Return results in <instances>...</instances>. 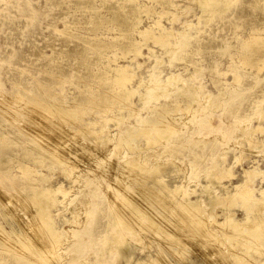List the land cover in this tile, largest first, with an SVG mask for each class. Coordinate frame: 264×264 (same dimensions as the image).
Masks as SVG:
<instances>
[{
  "label": "rangeland",
  "instance_id": "rangeland-1",
  "mask_svg": "<svg viewBox=\"0 0 264 264\" xmlns=\"http://www.w3.org/2000/svg\"><path fill=\"white\" fill-rule=\"evenodd\" d=\"M114 1L115 0H0V94H2L0 95V107H1L0 110L6 107L7 102H9L10 100L11 102L13 101L12 103H14L15 100L19 103L17 104V102H15L16 104H12V106L14 105L15 110H18V114H16L15 116L16 119L14 117H7V116L6 118L0 117V124L5 125L6 120L13 119L15 121L14 129L8 128L7 126H5L4 129L1 128V130L6 134V137L16 142H21L23 141L24 138L23 135L27 134V131H25V126H27L28 120L30 118L25 116L24 110H26L28 107H31L33 104L24 102L23 100L19 101V99L15 98L14 96L16 95L17 90H20L22 93H25L24 95L29 98L30 96L34 97L35 95H40V93H45V94L48 93V97L45 98V103L46 102L51 103V101L55 102L54 100H56L57 98L58 101L64 100L65 105H70V106L72 105V107L76 108V101L87 102L86 99H83L85 98L84 95L78 92L79 91L78 89H83L85 84L89 86L92 85L93 79L91 76L97 73L99 70H104V64L106 63L105 56H109V55L116 56L117 58L116 63L120 65L122 64L127 65L129 72H133L134 74V77L132 79L133 83L137 82L138 79H142V78H144V80L148 79L147 76L149 75L150 70L152 73H154V77L159 78L160 81H162L161 83L163 84L166 83L164 81H167L166 80L167 75L173 73L178 74L177 77H174L175 78L174 81L171 78L172 80L167 82V84L168 83L170 84V85L168 84L170 87L172 85V87L170 88L171 90L169 91L170 97H168L169 99L171 98L170 100L178 98L177 97L178 93L174 88L175 87L181 88V86L183 85L182 82L183 80H186L188 82L187 84H194L196 86L201 87L198 98L196 100L191 101L189 104L188 103L185 104L182 101L179 102L178 106L179 108H181L182 111H180L179 109L177 110L173 109L172 117L177 119V123H176L177 127L179 128L183 127V129L186 127V125L187 127L192 126L191 121L196 119H198L199 121L204 120L205 125L202 128L201 134L196 137L198 139L197 146L191 149L189 148V146L183 148L177 145L179 139H177L176 136L175 137L172 136L171 138L168 137L167 139H165L166 142L165 140L164 142L163 140L159 141L160 143L157 141L158 143L155 142L151 146H146L147 144L144 141L145 140L144 137L139 136L136 137V142L134 145L136 147L135 150H132L129 147L126 148L120 147L118 152L116 151L117 149L111 152L112 150L111 148H113V146L111 147L112 142L118 139V138L116 139V133L119 130L118 128L120 125L116 124L114 121H109L108 123H106V127L108 128L107 129L108 131L104 133H100L101 136L99 138L100 140H98V143H96L97 141L95 142L94 139L95 136L88 131L92 129L93 131H99V127H100L99 123L102 122V119L101 117L99 118V116L102 113L100 111L101 113L100 114L99 109L97 108L89 107V105L85 106L84 107L85 110L82 111H80L79 108H76L75 109L76 113L74 115L77 118V120H72V119L63 120L60 117L56 118L55 116H53L54 118H50L52 117L50 116L48 118L50 120L49 122V120H45L41 116L40 118L37 117L38 121H40L41 124L47 122L44 124L46 126H48V124L52 126H56L57 124V127H55V132L57 133H61V131L65 128L64 131L66 132L65 135L67 138L65 136L63 137V141L66 142L63 149L66 152H68L67 155L70 154V156H72L74 161L78 157L77 158L78 161H75L76 164H73L75 162L73 161L72 158H70V160H72L73 163L71 162L67 168L64 167L65 172L63 166L62 168H60L57 164L54 165L49 162H45L44 165L38 167L41 173L50 177L51 184L56 185L58 183H63L64 187L66 188L70 187L71 194L69 193L67 199L66 198L64 199V201L62 202L63 205L59 204L56 209H52V213L55 219L54 221H56L55 224L57 225V227L59 229L61 228L67 230L70 228V225L74 224L75 220L78 221L80 218H81L80 221H82L83 218L87 219L86 217L87 214L80 215V217L74 215L75 213H78L77 210L78 207L79 208L81 207L78 206L79 205L78 201L73 199L76 196L74 195V191L79 187V185H81L83 180H85V178L81 176L78 178L81 180V183H76L75 188L74 185H72L71 178L74 177V175L76 174V168H78L77 172L79 171V167L80 169H82V171L84 169H90L91 174L92 172L96 174H100V173L104 174L103 175L104 178L98 181L101 183V186L100 183H98V189H97V193L99 192L100 195H102L103 193L105 194L108 193V196L110 195L113 196L112 189L119 191L123 189L122 190L123 194L127 196L130 202L135 201L136 204L133 202L135 205H141L142 208L148 211L149 215L154 217L159 216L161 213L160 211H158L159 209H157L158 206L156 205L157 202L155 201L154 197L151 194H149L151 187L154 186L151 177L144 178L143 179L144 181L143 180L140 181L141 179H139L137 175H134L133 173H129L131 174L132 178L130 177L129 174H126L122 176V179L124 178L123 181L122 179L121 181H119L117 180L116 177L119 176V172H118L119 170L115 169L117 167H120L119 162H123L124 160L130 158L133 159L136 158V160L137 158L138 159L146 158V159H150V161H153L151 162V167L152 165L157 166L159 164L158 166L165 169V167H172L173 165L175 166L179 165L180 167L178 166V168L182 172L179 171L176 177H173L172 174L170 177H166V178L164 177L165 183L168 185L180 183L181 179L186 175V171H188V169L191 168L190 163L195 162L196 163L195 166L196 174L194 175L195 177L190 179L191 182L189 181V183H187V189L190 192L191 189H194L193 190L194 192L193 193L191 192L192 194L190 193L191 194L190 197L195 198L196 194L201 191L202 187L205 186L206 184H209L208 183L209 181L205 174L211 159L213 158L222 159L223 157H225L226 162L232 165V163L235 161V157L238 156L240 157V160L242 162H240V164L237 163L235 165L236 167L234 166L233 168V173L235 174L236 177L234 176L231 179V181L226 179L223 180L221 182V185L223 187L221 186L217 187L219 190L217 188L215 189V191L217 190L216 194H218L219 192L220 193L219 196L220 195L224 196L226 193V189H230L233 184H236L241 179L244 169H248V168H251V170H253L256 167H258L260 171H263V175L259 174L258 176L255 177L253 186L255 187V189L264 187V62L262 60L258 61L257 65L259 67H262L260 70H258L256 66L255 67L249 66L243 61L244 53L241 47V44L243 42H249V41L252 42L251 38L253 36L264 38V0H231L232 4L228 7V9L224 13H218V14L215 13L210 20L206 18L207 14L205 12H204L205 15L204 14L202 15L203 12L201 8L198 7L200 6L198 0H169V4L166 5L157 3L154 0H150V1L135 0L134 3L138 2L141 6L144 5L148 6L147 8H145V11L138 14L141 21L139 24V27L141 29H145V27H149L151 29V35L159 34L161 32L163 33V29H167V30L169 29L166 33H163L164 34L163 39L165 41L164 45L158 43L157 41H156L157 43H155L154 39L150 38L151 37L150 35L146 36L134 32L133 37L136 39V41H138L137 46L141 48L140 50L143 56L141 55L135 56L134 53L131 52L126 53L124 47L121 45L122 41L126 39V37H124L123 34L120 35L121 32L124 30L125 25L119 24L113 20L110 4H112ZM154 3H156L157 5ZM152 9L155 12H153ZM162 9L164 11H162ZM172 11L175 12L173 13ZM163 12H165V14ZM168 15L171 17L169 18ZM197 16L199 17L197 18ZM158 17L160 19H158ZM186 24L187 25L189 24V26H186ZM171 28L173 29V31ZM170 30L172 32H170ZM179 36H181V38H179ZM177 38L182 40L183 43L184 42L186 43V44H182L180 49L177 46V42H178ZM173 40L174 42H172ZM207 41L211 42L212 47L203 49L201 52L197 51V48L206 44ZM99 42L109 45V47L102 53L99 50H97V48L95 47V44ZM142 45L143 48L141 47ZM174 46L176 49L174 48ZM170 48L175 49V51L171 50ZM150 50H152V53L150 52ZM170 50L171 52H169L168 54V51ZM123 53L126 54V57L124 58H123ZM156 60L157 62H155ZM137 63H140L139 67H137ZM194 66L197 67L198 71L196 72L195 76L192 78L190 77V74L194 71L195 68ZM232 70H235L240 74L241 77L239 82H234V79L232 78L233 77ZM235 83L236 85H234ZM144 85L146 84L144 83ZM144 85L139 89V91L137 90V93L133 96L132 100H133V104H135L137 108L138 107L143 108L140 109L139 111L141 116L147 117L150 114L151 107H157V105L160 106L164 102V97L162 96L159 97L158 95L159 91H158V94H156L157 97L152 96V98H149L147 96L148 91H144L145 90ZM218 88L220 89V91H218ZM229 90H232L233 92L236 90L235 91L236 97H234L232 101H230L231 99L227 100L221 106L220 97L223 94L227 93V91ZM139 92L143 93L142 94L143 98L146 97L148 99L145 100L146 103L143 101V99L141 101L140 98L138 97ZM137 94L138 96H136ZM52 97L54 99H52ZM180 98L181 97H179L178 99ZM200 100L203 101L200 103ZM202 103H204V105ZM122 104L123 106H125V103ZM123 106L121 107V111L124 115H126L127 123L132 124V122L135 121V118L129 116L128 109H125L126 107ZM82 107L83 106H81L80 108ZM42 108L43 106L40 105V108H37V110L40 111V109ZM109 108L110 109L108 110V112H103V115H101L103 118L112 119L111 118L112 114L117 115V117H119L118 115L121 113V111H119L120 109L115 108L112 103H110ZM94 111L95 112L97 111L98 113H95ZM186 113L189 115L187 116ZM216 115L219 116L218 117L219 119L217 118ZM185 116L186 118H184ZM256 116L258 117V119L256 118ZM182 119L184 120L182 121ZM92 120L94 121V123L95 122H99V123L97 125L87 126L86 123ZM78 125H82L83 128L86 127L87 128L86 132H84L83 134L77 133L76 135L70 134V132L71 133L75 132ZM225 125L228 130L225 129ZM62 126L63 128L60 129V127ZM255 128L256 130L253 132ZM38 129L42 134H44V136L48 133L46 131H43L41 127ZM56 129L59 130L57 131ZM228 131H230L229 134L231 133L232 136L231 134L230 135L228 134ZM248 131H250L249 134L243 135L244 132H248ZM108 132L112 133V135ZM55 134L56 133L50 134L51 136L49 135V137L52 136L54 137ZM206 136L209 138H207ZM247 137H250V139L255 142V146H251V147L249 146ZM65 139H67V141ZM220 139L221 141L219 142L218 140ZM47 140L50 141L49 139ZM74 140L76 141L74 142ZM77 140L79 142H77ZM68 144H71V146L70 145L68 146ZM168 145L169 146L174 145L175 147L169 149V147H167ZM238 145L240 146L239 148H237ZM78 146L80 148H78ZM82 146H85V148L84 147L82 148ZM145 147H147V149H145ZM143 148L145 149L144 151ZM20 149H22V147H20ZM126 149L128 150L131 149L130 154L129 151ZM140 149L142 150L140 151ZM247 149H249V151L253 149L252 151H255L256 153L252 151L249 152L247 151ZM71 150H74L72 151L73 154L69 153V151ZM86 150L87 152H85ZM92 150L94 151L93 154H95L98 150L99 153L97 152L96 154L100 156H102L103 154V156L100 157L96 154L93 155ZM156 150H158V152ZM239 150H241L240 153ZM5 151L6 154H9L10 152V151L8 152L7 150ZM134 151L137 153L136 155ZM194 153L199 154V157L197 159L193 157ZM113 158L115 161L113 160ZM88 160L90 162L92 161V165ZM84 161L88 162L87 165ZM181 162L183 163L182 165H180ZM163 163H165L164 166H162ZM184 164L187 166H185ZM112 165L113 168H110ZM183 165L184 168L182 167ZM73 166H75L76 168L74 169ZM89 166H91L92 168ZM181 168L184 169V172L183 169ZM258 168H256V171H259ZM59 171H61V173ZM111 171L114 174L115 173L116 174L111 175L113 174ZM71 173L74 175H71ZM82 175H84V172L82 173ZM152 176H154V174ZM110 178H114V179L110 180ZM108 180L112 182H109ZM123 182H125L127 185L126 189L123 188L124 186H121L124 185ZM107 185H111L112 187L108 188ZM70 198L73 200H71ZM12 200L13 201L9 202L8 205L9 204L16 205V201H14L15 199ZM205 201L209 204L210 208L213 210L212 214L218 220H222L224 208L220 205L218 206L212 205L209 199H206ZM95 203L97 204V206L99 205L102 207H105L106 205L104 204L103 200H101L100 197H97V201L95 200ZM117 204L118 206L123 208V206H121L122 202L119 203L117 202ZM0 208H2V206H0ZM239 208L240 207H235V208L233 207L231 208V212H233L234 214L233 215L234 219L236 218L238 220H241L242 219L241 217L244 216V210H242V208H240L239 210ZM67 210H69V213L67 212ZM30 211H31L30 208H24V211L22 213H24L26 216H28L29 214L31 216L33 214V210L31 212ZM69 214L71 215L69 216ZM105 215L106 214L104 212L99 213L98 211L95 210L93 218L90 217L88 218L89 219L88 221L92 222L91 224H88L90 226L89 231L91 235L96 234L98 239L103 238L105 234L104 228L106 227L104 226H103L104 228L101 227L103 225L102 221L104 220L103 216ZM178 215L180 216L182 215L181 219L186 220L187 218L188 220L186 221H190L188 216L185 215L184 213L179 212ZM64 216H66L69 219L67 223L62 221ZM201 216H199V220L207 219L206 215L205 216L203 215L204 217L200 218ZM76 217H78V219H76ZM166 221H167L166 219H163L162 222L163 226L166 225L167 223ZM1 222H3L4 227L8 228L7 222H12V221L10 216H7L6 220L1 219ZM190 222H188L190 225L189 229L185 228L184 230L185 225H183L180 227V230L183 227L181 232L180 230L179 232H177L179 228L176 227L174 230H172L179 236L180 235L183 236V233L184 235H187L190 232V236L189 235H187L188 237L185 236V239L187 238L186 240H188L189 243L187 242V244L183 246L186 247L184 249L186 251L181 249L182 258H180L181 256L178 257L173 254H169L168 256L165 253H163L162 256L165 255L168 261H170L171 259V262L174 261L175 263L178 264H183V263L192 264V262H190L188 258L192 260H196L197 262H199L200 259L205 260L206 262L218 261L219 264L222 263L227 264L228 261L232 262L231 260H228L226 254L218 253V255L220 254L218 256L217 252L212 253L213 255L212 256L210 255V257L208 255L201 256L200 254H202V251L205 249L212 247L213 248L222 247V246L229 247V246H233V244L225 240H224L225 242L224 241L222 242L221 240L218 241V239L216 240L215 236L213 237V235H217L218 233L216 232L217 231L216 229H214L211 233H209V235L208 233L202 234L204 231L203 226L199 225L198 227V224L194 223L192 220ZM179 223L180 225L182 224L181 220ZM67 224L70 225L67 226ZM211 228H213V225H211ZM135 229L137 230L136 234L138 235L136 234L134 235V241L140 238L138 239L140 241H137L139 246L137 247L138 249L135 250V254H134L135 257L141 256L147 253L148 251H152L156 245L161 246V243H158L156 238H155L156 241H154L155 240L154 237L151 236L148 238L146 232L143 233V231L138 230L137 228ZM162 230L160 232L162 233L166 232V229L163 228ZM186 230H188V232ZM89 231L87 233H89ZM193 231L196 234H194ZM90 233L82 235L83 237L82 241H84L85 239L87 242ZM142 233L143 235H141ZM69 235L72 239L71 233H69ZM220 235L221 234L219 233V236ZM70 237L67 236V238ZM200 237H203L204 240H202L203 238L199 239ZM67 238H64V241L66 243L68 242ZM205 239H207L208 241H206ZM129 241L131 242L132 240ZM144 241L145 243L148 242L146 244L150 250L148 249V247H145L146 245H144L145 244ZM193 242H196V244ZM96 243L99 244V240L96 241ZM216 243L218 245H216ZM188 244L192 248H190ZM260 244H263L264 246V241H260L259 245ZM164 245L167 246L166 243L162 244V246ZM259 247L262 248L261 245ZM98 249L100 250V246L95 245V252H92L94 250L91 251L89 250L88 253H86L85 257L89 259L88 264H96V262L92 260L94 259V256L96 255ZM189 252L193 253V255H191ZM252 252H253L252 254L255 255L256 251L254 250ZM259 252L264 255V248H262L261 251ZM112 255H113L112 252H109V254H107V258L109 259L110 263L113 262V264H125L123 263L124 262L123 257H120L118 259L116 258L115 261H113ZM258 255L259 254L256 253L255 256ZM196 256L197 258H195ZM220 256L222 258L225 256L223 258V261L222 258H220ZM218 258L220 259V261L218 260ZM226 261L227 263H225ZM0 264H11V261L0 254Z\"/></svg>",
  "mask_w": 264,
  "mask_h": 264
},
{
  "label": "bare ground",
  "instance_id": "bare-ground-1",
  "mask_svg": "<svg viewBox=\"0 0 264 264\" xmlns=\"http://www.w3.org/2000/svg\"><path fill=\"white\" fill-rule=\"evenodd\" d=\"M134 1L135 0H115L112 4H110V6H111L110 9L112 10L113 20L119 24L125 25V28L121 32L120 35L123 34V36L126 37V39H124L121 43V45L124 47V50L126 51V53L131 52V53H134L135 56H140V55L143 56V54L140 50L141 48H139L137 46L138 41H136V39L133 37L134 32H136L138 34L146 35V36L150 35L151 36L150 38L154 39L155 43L158 42V43H161L164 45L165 41L163 39L164 38L163 33H166L169 29L168 30L163 29V33L161 32L159 34H153V35H151V29L149 27H145V29H141L139 27V24L141 21H140L138 14L145 11V8H147L148 6L147 5L141 6L138 2L134 3ZM154 1L157 3H161L163 5L169 4V0H154ZM198 1L200 4V6H198V7H200L202 12H203L202 15L203 14L205 15V13H206L207 14L206 18L208 20H210L211 17L215 13L216 14L224 13L228 9V7L232 4L231 0H198ZM154 4H156V3H154ZM152 11L155 12L153 9H152ZM162 11H164V10L162 9ZM163 13L165 14V12H163ZM157 14H158V11H157ZM168 14H170V13H168ZM200 14H201V12H200ZM160 16H162V15H160ZM170 17L171 16H169V18ZM198 17L199 16H197V18ZM158 19H160V18L158 17ZM208 20H207V22H208ZM185 22H186V20H185ZM157 24H158V22H157ZM157 24H155V25H157ZM186 26H189V24L188 25L186 24ZM184 28H185V26H184ZM172 31H173V29H172ZM172 31L170 30V32H172ZM175 33H176V31H175ZM196 33H197V31H196ZM179 38H181V36H179ZM199 38H200V36H199ZM251 40H252V42H250V41L249 42H243L241 44V47H242L243 53H244L243 54V61L251 67L256 66L257 69L260 70L262 67H259L257 65V63L260 60H262L264 62V38H259L258 36H253L251 38ZM149 42H151V41H149ZM172 42H174V40ZM182 44H186V43L185 42L183 43L182 40L178 39L177 46L179 47V49H180ZM152 45H154V44H152ZM95 47L97 48V50H99L102 53L103 51H105L109 47V45L99 42V43L95 44ZM141 47L143 48V45ZM211 47H212L211 42L207 41L206 44L198 47L197 51L201 52L203 49L211 48ZM160 48H161V46H160ZM174 48H175V46H174ZM175 49H171V50L175 51ZM171 50L168 51V54H169V52H171ZM150 52L152 53V50H150ZM124 57H126V54L123 53V58ZM171 58H172V56H171ZM105 59H106L105 60L106 63L104 64V70H99L97 73H95L91 76L93 79L92 85L89 86V85L85 84L83 89H78L79 90L78 92L84 95L85 98H83V99H86L87 102L76 101V108H79L80 111H82V110H85L84 109L85 106L89 105V107L99 109V113L101 111L102 114L101 113L100 114L103 115V112H108V110L110 109L109 108L110 103H112L115 108L120 109L119 111H121V107L123 106L122 103H125V106H123V107H126L125 109H128V115L135 118V121L132 122V124L127 123L126 115H124L122 113V111L118 115L119 117H117V115H113V114H112V116L110 115L112 119L103 118L101 115L100 116L98 115L99 118L101 117V119H102V122H100V123L99 122L94 123L93 120L90 122L87 121L88 122V123H86L87 126L97 125L98 123L100 125L99 131H93V129L89 130V131L87 130L88 132L92 133L95 136L94 139H95V142L97 141L96 143H98V140H100L99 139L101 137L100 133H104V132L108 131L107 130L108 128L106 127V123H108L109 121H114L116 124H119L120 126H119V128L115 127V128L119 129L116 133V139L117 138L118 139L117 140L115 139L116 141L112 142L111 147L113 146V148H111L112 150L110 149L111 152L115 151L116 149H117L116 151L118 152L120 147L121 148L129 147L132 150H135L136 147L134 145L136 142V137H139V136L144 137V139H145L144 141L147 144L146 146H151L155 142L158 143L161 140H163V142H164L165 139H167L168 137L171 138L172 136H174V137L176 136V138L179 139V142H177V145H179L180 147L184 148L186 146L187 147L189 146V148L191 149V148L197 146V140L198 139L196 137L201 134L202 128L205 125L204 124L205 121L204 120L199 121L198 119L192 120L191 121L192 126L187 127V125H186V127L184 129H183V127L179 128L176 125L177 119L172 117V112H173V109H176V110L179 109L180 111H182L181 108H179V106H178L179 102L182 101L185 104H187V103L189 104L191 101L196 100L198 98L199 91L201 90V87L196 86L194 84H187L188 82L186 80H183L182 81L183 85L181 86V88H179V87L174 88V89H176V91L178 93L177 97L178 98L181 97V98L170 100L171 98L169 99L168 97H170L169 91L171 90L170 88L172 87V85L170 87L169 86L170 84L168 83L169 84L168 85L167 82H169L172 79L174 81V79H175L174 77H177L178 74L173 73V74L167 75L166 76L167 81H164L166 83L163 84V83H161L162 81H160L159 78L154 77V73H152L150 70V73L147 76L148 79H146V80H144V78L138 79L137 82L133 83L132 79L134 77V74H133V72H129L127 65H123V64L120 65V64L116 63L117 58L115 55L105 56ZM147 59H148V57H147ZM155 62H157V60ZM139 66H140V63H137V67H139ZM197 71H198L197 67H195L194 71L190 74V77L193 78ZM232 72H233L232 78L234 79V82H239L240 77H241L240 74L238 72H236L235 70H232ZM144 83L146 85H144ZM143 85L145 86L144 91H148L147 96L149 98H152V96L157 97L156 94H158V91H159V94H158L159 97L160 96L164 97V102L160 106L157 105V107H151L150 114L147 117L141 116L139 111H140V109H143V108H139V107L137 108L135 106V104H133V100H132L133 96L137 93V90L139 91V89ZM185 85H187V86H185ZM234 85H236V83ZM172 90H173V88H172ZM218 91H220L219 88H218ZM235 91L233 92L232 90H229V91H227V93L223 94L220 97V99H221L220 105L222 106L223 103L226 102L227 100L231 99L230 101H232L234 99V97H236ZM24 94L25 93H22L20 90H17L16 95L14 96L15 98L19 99V101L23 100L24 102H28V103L33 104L31 107H28L26 110H24L25 116L30 118V119L28 120L27 126H25V131H27V134L23 135V137H24L23 141L16 142L12 139H9L6 137V134L1 130V128L4 129L5 126H7L8 128L14 129L15 128L14 127L15 121L13 119L12 120H6L5 125L0 124V206H2V208H0V254L2 256H4L5 258L9 259L11 261V264H68V263H70V264H88L89 259L85 257L86 253H88L89 250L90 251L94 250L92 252H95V245L100 246V250L98 249V251L96 252V255L95 256L93 255L94 259L92 261H95L96 264H113V262L110 263L109 259L107 258V254H109V252L113 253V255H112L113 261H115L116 258L118 259L120 257H123V259H124L123 263H125V264H174L175 263L174 261H173L174 263L171 262V259H170V261H168L166 259L167 257H165V255L162 256V254L165 253L168 256H169V254H173V255H176L178 257L181 256L180 258H182V252L181 251L186 248L183 246L185 244H187V242H188V240H186L187 238L185 239V236L186 237H188L187 235L190 236V232L187 235H184V233L182 231L183 236H181V235L179 236L178 234H176L172 230H174L176 227V228H179L177 230V232H179L180 227L183 225H185L184 230H185V228L189 229L190 225L188 222H190L191 220L194 223L198 224V227H199V225L203 226L204 231L202 234L208 233V235H209V233H211L214 229H216L217 230L216 232H218V233H217V235H213V237L215 236L216 240L218 239V241L221 240L222 242L225 240V241H229L233 244V246H229V247H224V246L216 247V248L212 247L213 249L207 247L208 249H205V250L202 249L203 251H202V254H200L201 256L202 255L203 256L208 255L210 257V255L211 256L213 255L212 253L217 252V255H218V253L226 254L228 260L232 261V262H229L226 259L228 261V263H227V261L225 263H227V264H264V255L259 252V251H261L262 248H264L263 244H260L262 248L259 247L260 241H264V187H260L258 189H255V187L253 186L255 177L258 176L259 174L263 175V171H260V169L258 167H256V168H258L259 171H256V168L253 170H251V168L244 169V172L242 174L241 179L236 184H233L231 188L229 187L230 189H226V193L224 196H222V195L219 196L220 193L218 192V194H216L217 190L215 191V189L217 187H219V186L223 187L221 185V182L223 180L226 179V180L231 181V179L235 176V174L233 173V168L237 163L240 164V162H242L240 160V157H238V156L235 157V161L232 163V165H230L226 162L225 157H223L222 159H220V158L211 159L210 158L211 161L209 163V166L207 165L208 167L206 169V174H205L208 181H209L208 182L209 184H206L205 186H203L201 191L196 194L195 198L190 197V195L194 192L193 191L194 189H191L192 193L187 189V183H189L190 179L195 177L194 175L196 174V170H195L196 163L195 162L190 163L191 164L190 169H188V167H187L188 171H186V175L184 174L185 176L181 179V182L175 183L172 185L166 184L164 177L165 178L170 177L171 174L173 175V177H176V175L180 171L178 168L179 165L178 166L173 165L172 167H165V169L158 166L159 164L157 166L152 165V167H151V162H153V161H150V159H146V158L145 159H143V158L138 159L137 158V160H136V158L135 159L130 158V159L124 160L123 162H119L120 167L115 168V169L119 170V171L117 170L119 172V176H116L117 180H119V181H121L122 176L129 174V173H133L134 175H137L139 177V179H141L140 181H142L144 178L151 177L152 183L154 184V186L151 187V190L149 189L150 190L149 194H151L154 197L155 201L157 202V204H156L158 206L157 209H159L158 211H160V213H161L160 215L158 214L159 216H156V217L149 215L148 211H146L144 208H142L141 205H135L136 204L135 201L132 200L135 204L133 202H130V200L127 198V196L125 194H123L122 187H121L122 190H120V191L112 189L113 196L112 195L108 196V193H106V194L103 193L102 194L103 197H102V195H100L99 192L97 193V189H98V183H100L98 181H100L104 178V176H103L104 174H102V173L96 174V173L92 172V174H93L92 175L90 173L91 172L90 169H84L82 171V169H80V167H79V171L77 172L78 168L73 166L74 169L76 168V174L74 175L71 173V175H74V177L71 176L72 177L71 182H72V185H74V188L76 187V183H81V180L78 179L79 177L83 176V178H85V180H83L81 185H79V187L74 191V195H76V196L73 199L78 201V204H79L78 206H81L80 208L78 206H76V207H78V209H77L78 213H75L74 215H77L78 217H80V215H86L87 214L86 215L87 219L83 218L82 221H80V219H81L80 218L78 221L75 220L74 224L70 223L72 225L67 224V226L70 225V228L67 227V228H69L67 230L61 229V228L59 229L57 227V225L55 224L56 221H54L55 219H54V215L52 213V209H56L59 204L60 205L62 204V202L64 201L65 198L67 199V197L69 196V193L71 192L70 187L69 188L64 187L63 183H58L56 185L51 184L50 183V177L41 173V171H39L38 167H41L42 165H44L45 162H49V163L54 164V165L57 164L60 168H62V166H63V168L64 167L67 168L70 165V163L72 162V160H70V158H72V156H70V154L67 155L68 152H66L63 149L65 146V143H66L63 141V137L64 136L66 137V135H65L66 132L64 131L65 128L61 131V133H57V132H55V127H57V124H56V126H52L50 124H48V126H46L44 124L47 122H45L44 124H41V122L38 121L37 117L40 118V116H41L45 120H49L48 118L50 116H52L50 118H54L53 116H55L56 118L60 117L63 120L64 119L77 120V118L74 115L76 113V110H75L76 108L72 107V105L71 106L65 105L64 100L58 101L57 98H56V100H54L55 102L51 101V103H48V102L45 103V98L48 97V93H46V94L40 93V95H35L34 97L30 96V98L25 96ZM138 94H139V96H138ZM138 94L136 96H138L141 101L143 99V101L146 103L145 100H148V99L146 97L143 98V95H142L143 93L139 92ZM0 95H2V94H0ZM139 98H137V99H139ZM52 99H54V98L52 97ZM204 99H205V97H204ZM162 100H163V98H162ZM202 101L203 100H200V103ZM12 102L10 100L9 102H7L6 107H4L0 110V117L6 118V116H7V117H14L16 119L15 116H16V114H18V110H15L14 105L12 106V104H16L15 102H17V101L15 100L14 103H12ZM204 103H202V104L204 105ZM17 104H19V103L17 102ZM206 104H207V102H206ZM7 105H8V107H7ZM40 105L43 106V108L40 109V111H38L37 108H40ZM81 106H83V107L80 108ZM224 107H226V106H224ZM95 113H98V112L96 111ZM195 113H196V111H195ZM234 113H235V111H234ZM189 114H190V111H189ZM189 114H187V116ZM218 117L219 116H217V118ZM184 118H186V116ZM256 118L258 119L257 116H256ZM97 120H98V117H97ZM183 120L184 119H182V121ZM49 122H50V120H49ZM55 122H56V120H55ZM260 123H262V122H260ZM36 125H38V126H36ZM179 125H180V123H179ZM114 126H116V125H114ZM40 127L42 128L43 131H46L49 134L47 133L48 135L46 134L44 136V134H42L38 129ZM241 127H244V126H241ZM62 128H63V126L60 127V129H62ZM86 129H87L86 127L83 128L82 125H78L75 132H73V133L70 132V134H74V135H76L77 133L83 134L84 132H86ZM225 129H227L226 125H225ZM255 130H256V128L253 130V132ZM67 132H69V131H67ZM229 132L230 131H228V134H229ZM54 133H56L54 137L53 136L49 137L50 134H54ZM108 133H110V132H108ZM249 133H250V131L244 132L243 135H246ZM110 134L112 135V133H110ZM231 136H232V134H231ZM207 138H209V137H207ZM47 139H49L50 141H48ZM65 140L67 141V139H65ZM75 141L76 140H74V142ZM218 141L220 142L221 139ZM247 141L249 142L250 147L255 146V142L253 140H251L250 137H247ZM77 142H79V141L77 140ZM77 142H76V145H77ZM165 142H166V140H165ZM229 143H230V141H229ZM69 145L71 146V144H68V146ZM95 146H96V144H95ZM234 146H236V145H234ZM20 147H22V149H20ZM83 147L85 148V146H82V148ZM101 147H102V145H101ZM167 147H169V149H170V148H173L175 146L174 145H171V146L168 145ZM228 147H227V149H228ZM239 147L240 146L238 145L237 148H239ZM78 148H80V147L78 146ZM150 148H153V147H150ZM247 148H248V146H247ZM100 149H102V148H100ZM131 149H129V150L126 149L129 151V154H130ZM145 149H147V147H145ZM145 149L143 148V151ZM5 150H7L8 152L10 151L9 154H6ZM141 150L142 149H140V151ZM252 150L253 149H251L250 151H252ZM72 151H74V150L69 151V153L73 154ZM156 151L158 152V150H156ZM240 151L241 150H239V153H240ZM247 151H249V149H247ZM85 152H87V150ZM97 152H98V150H97ZM252 152H255V151H252ZM257 152H259V151H257ZM82 153H83V151H82ZM93 153H94V151L92 150V154ZM255 153H253V154H255ZM75 154H76V152H75ZM95 154H93V155H95ZM136 154L137 153L135 152V155ZM96 155H98V154H96ZM98 156H100V155H98ZM102 156H103V154H102ZM102 156H100V157H102ZM221 156H223V155H221ZM193 157L197 159L199 157V154L194 153ZM77 158L75 161H78ZM126 158H127V155H126ZM147 158H148V156H147ZM243 158H244V156H243ZM113 160H114V158H113ZM152 160H153V158H152ZM73 161H74V159H73ZM173 161H174V159H173ZM160 162H158V163H160ZM85 163L87 165L88 162H85ZM90 163L92 165V161ZM73 164H76V162ZM182 164L183 163L181 162L180 165H182ZM106 165H107V163H106ZM164 165H165V163H163L162 166H164ZM184 165L182 166L183 168H184ZM185 166H187V165H185ZM89 167H91V166H89ZM104 168H106V167H104ZM110 168H113V165ZM183 168H181V169H183ZM242 171H243V169H242ZM59 172L61 173V171H59ZM64 172H65V168H64ZM83 172H84V175H82ZM109 172H110V169H109ZM180 172H182V171H180ZM183 172H184V169H183ZM115 174L113 173L111 175H115ZM153 174H154V176H152ZM63 175H61V176H63ZM117 175H118V173H117ZM129 175L131 177V174H129ZM105 177H107V176H105ZM111 179L113 180L114 178H110V180ZM123 179H122V181H123ZM110 180H108V181L112 182ZM173 182H176V181H173ZM115 184H116V182H115ZM123 184L124 185H121V186H124L123 188L126 189L127 188L126 183L123 182ZM100 186H101V183H100ZM191 186H192V184H191ZM107 187L109 188L112 186L107 185ZM199 187H200V185H199ZM97 197H100L101 200H103L104 204H106L105 207H102L99 205L97 206V204L95 203V200L97 201ZM12 199H15L14 201H16V205H11V204L8 205L9 202L13 201ZM73 199H71V200H73ZM206 199H209L210 203L212 205H215V206L220 205L224 208L222 220H218L212 214L213 210L210 208L209 204L205 201ZM151 200H153V199H151ZM18 202H19V204H18ZM117 202L118 203L122 202L121 206H123V208L118 206ZM69 207H70V204H69ZM233 207L234 208L240 207V208H242V210H244V216L241 217L242 218L241 220H238L236 218L234 219V217H233L234 214H233V212H231V208H233ZM24 208H30L31 211L33 210V214L31 216H30V214L28 216H26L24 213H22L24 211ZM240 208H239V210H240ZM95 210L98 211L99 213L104 212L106 214L105 216H103L104 220L102 221L103 225L101 226V227H103V226L106 227V228L103 227L105 229L104 230L105 234H104L103 238H99V239H98L96 234L91 235V233L89 231L90 226L88 225V224L92 223V222L88 221L89 220L88 218L89 217L93 218ZM147 210H148V208H147ZM71 211H73V210H71ZM67 212L69 213V210H67ZM179 212H182L185 215H187L188 218L190 219V221H186V220H188L187 218H186V220L181 219L182 215L181 216L178 215ZM27 213H28V210H27ZM58 213H60V212H58ZM24 215H25V217H24ZM70 215L71 214H69V216ZM185 215H183V216H185ZM203 215L204 216L206 215L207 219L206 220H202V219L199 220V216H201L200 218H202V217H204ZM7 216H10L11 221H12V222H7L8 228L4 227L3 222H1V219L6 220ZM187 216H185V217H187ZM78 217H76V219H78ZM163 219L167 220L166 221L167 223L165 226L162 225ZM68 220L69 219L66 216H64L62 219V221H64L65 223H67ZM180 220L182 222L181 225L179 223ZM211 225H213V228H211ZM161 227H162V229L163 228L166 229L165 233L160 232L162 230ZM135 228L143 231V233L146 232V234L148 235V238L151 236L154 237V239L156 238L157 242L161 243V246L156 245L152 251H148L145 254L142 253L143 255L135 257L134 256L135 250L138 249L137 247L139 246L137 241H140V240H138L140 238H138L136 241H134V235L137 232V230ZM182 228H181V230H182ZM203 228H202V230H203ZM181 230H180V232H181ZM88 231L90 233L89 238H88L89 242L87 241L89 244L86 242L85 239H84V241H82V239H83L82 235L89 234V233H87ZM186 231L188 232V230H186ZM190 231H191V229H190ZM68 232L71 233L72 239H71ZM193 232H192V234H193ZM196 232H198V231H196ZM67 233H68V235H67ZM143 233L141 235H143ZM219 233L221 234L220 236H219ZM194 234H196V233L194 232ZM136 235H138V234H136ZM67 236H69L70 238H67ZM64 238H67V240H68L67 243L64 241ZM202 238L203 237H200L199 239H202ZM156 239L154 241H156ZM189 239H190V237H189ZM98 240H99V244L96 243V241H98ZM129 240H132L133 242L132 241L130 242ZM202 240H204V238ZM205 240L208 241L207 239H205ZM209 241H210V239H209ZM213 241H215V240H213ZM144 243H145V241H144ZM146 243H148V242H146ZM146 243L144 245H146L145 247H148ZM165 243L167 244V246H165V245L162 246V244H165ZM193 243L196 244V242H193ZM203 244H204V241H203ZM63 245L64 246L67 245V246L64 247ZM174 245H175V247H174ZM216 245H218V244L216 243ZM202 247H205V246H202ZM190 248H192V247L190 246ZM148 249H149V247H148ZM254 250L256 251L255 255L257 253V254H259L258 256H255L254 254H252L253 253L252 251H254ZM140 251H141V249H140ZM184 251H186V250H184ZM193 252H195V251H193ZM183 254H185V253H183ZM190 254L193 255V253H190ZM215 255H216V253H215ZM197 256L195 258H197ZM220 258H222V257L220 256ZM223 258H222V261H223ZM188 259L190 260V262H192V264H219L218 261L217 262H208V261L206 262L205 260L200 259L199 262H197L196 260H192L190 258H188ZM218 260L220 261L219 258H218ZM175 264H178V263H175ZM222 264H224V263H222Z\"/></svg>",
  "mask_w": 264,
  "mask_h": 264
}]
</instances>
